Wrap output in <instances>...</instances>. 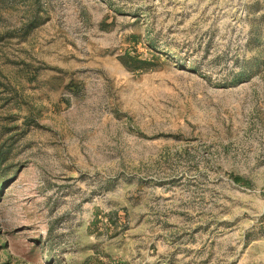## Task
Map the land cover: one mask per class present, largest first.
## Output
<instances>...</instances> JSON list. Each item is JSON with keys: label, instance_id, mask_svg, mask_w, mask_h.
I'll use <instances>...</instances> for the list:
<instances>
[{"label": "rangeland", "instance_id": "1", "mask_svg": "<svg viewBox=\"0 0 264 264\" xmlns=\"http://www.w3.org/2000/svg\"><path fill=\"white\" fill-rule=\"evenodd\" d=\"M0 264H264V0H0Z\"/></svg>", "mask_w": 264, "mask_h": 264}, {"label": "trees", "instance_id": "2", "mask_svg": "<svg viewBox=\"0 0 264 264\" xmlns=\"http://www.w3.org/2000/svg\"><path fill=\"white\" fill-rule=\"evenodd\" d=\"M121 63L127 67L128 69H147L148 68V62L146 60L138 59V58H133L131 56H127V58L120 57L119 58ZM233 179L238 182L239 178L238 177H233Z\"/></svg>", "mask_w": 264, "mask_h": 264}]
</instances>
